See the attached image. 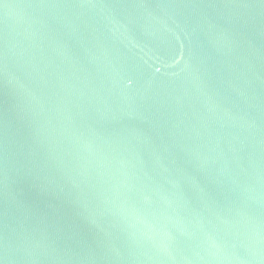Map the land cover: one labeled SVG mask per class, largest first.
Instances as JSON below:
<instances>
[{
    "label": "water",
    "instance_id": "95a60500",
    "mask_svg": "<svg viewBox=\"0 0 264 264\" xmlns=\"http://www.w3.org/2000/svg\"><path fill=\"white\" fill-rule=\"evenodd\" d=\"M0 264H264V0H0Z\"/></svg>",
    "mask_w": 264,
    "mask_h": 264
}]
</instances>
